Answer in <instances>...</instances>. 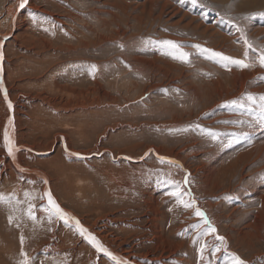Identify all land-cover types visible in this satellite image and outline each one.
<instances>
[{"label":"rangeland","instance_id":"rangeland-1","mask_svg":"<svg viewBox=\"0 0 264 264\" xmlns=\"http://www.w3.org/2000/svg\"><path fill=\"white\" fill-rule=\"evenodd\" d=\"M18 3L0 0V73L14 104L8 109L0 90V159L12 110L23 145L16 157L31 172L0 162L9 201L0 203V264H20L22 251L30 264H115L49 219L46 185L128 264H229L232 253L264 264V67L250 50L245 59V40L264 47V0ZM164 40L178 42L188 61ZM215 52L252 66L225 67ZM192 197L216 232L183 207Z\"/></svg>","mask_w":264,"mask_h":264},{"label":"snow or ice","instance_id":"snow-or-ice-1","mask_svg":"<svg viewBox=\"0 0 264 264\" xmlns=\"http://www.w3.org/2000/svg\"><path fill=\"white\" fill-rule=\"evenodd\" d=\"M180 2L184 3L185 0H180ZM190 2L194 6L198 4V0H190ZM26 3H27V0H21V3L19 6L21 8H23V7H25ZM237 30H239V28ZM157 43L167 46L172 51L178 52L179 55L177 57H174V58H178L182 62L188 61L190 53L183 52L181 50V45L178 42L172 41V40H164V41H159ZM245 45H246L245 59L248 58L249 50H250L252 53L255 54L256 58L259 61L260 66L264 67V47L255 48V47H253L252 44H249L247 42V40H245ZM120 47H123V45H121ZM194 47L201 48L200 45H194ZM201 52H213V50L201 49ZM214 55L219 58L220 62H222L225 67H227L229 64L235 65V66H238L241 68H249L252 66L250 63H246L245 60L235 59V58L230 57V56H225V55H223V53H220V52H215ZM2 59H3V52L0 51V60H2ZM93 68H95L94 65H93ZM0 90H4L2 80H0ZM4 91H5V96H7L6 90H4ZM246 96H247V100L249 103L254 104L256 102V98L253 94L248 93V94H246ZM260 101H261V107L264 108V95H261ZM232 103L235 104L236 101H233ZM8 106H9V108L12 107L10 101H8ZM209 135H211L212 138L215 139L217 134L214 132H211V130H209ZM4 141H5V147H6V150L8 152V155L12 156L13 155V142L9 138L7 130L4 133ZM72 155L77 156L78 158H83L78 153H73ZM161 159H166V158H161ZM172 163H175V161H172ZM21 179H23V177H21ZM45 183H46V181H45ZM184 183L185 184L188 183L187 177H185ZM179 187H180L179 184L175 185V188L177 190H179ZM184 194H186V193H180V195H184ZM24 195H25V197H28L29 193L25 192ZM172 195L176 196L179 199L178 191H174L172 193ZM44 196L47 197V204L49 206L47 209V211L49 213V219H51L52 217H57L66 226L74 227L75 230L79 233V235L82 238H84L94 248H96L98 252L104 253L105 255L111 257V259L115 262V264H128L127 260L121 262L112 253L108 252V250L103 246V244L98 240V238L94 234L89 232V230L81 224L79 219L72 217L69 213L65 212V210L54 200V198L52 197L50 192H46L44 194ZM44 196H41L40 199L43 200ZM8 202L9 201L5 197V195L3 193H0V203H8ZM181 203L183 204V207H185V208H193L194 207L195 208V215L202 218L204 224L207 226V230L210 232H213V233L216 232V229L211 225L210 220L207 218V214L203 210H201L198 206H196L195 197H192L191 200L188 202L181 201ZM43 207H44V205H41V208H43ZM33 208H34V206L32 204H29L26 214L32 220L35 221L36 216H35V213L33 211ZM69 220L75 221V224L69 225ZM9 222L10 223L12 222V217H9ZM196 227H199V225H196ZM216 239L218 241H221V242L224 241V238L221 236H217ZM21 243H23V236L21 237ZM203 251H204V246L201 247V252H203ZM219 251H220V248H218V247L215 248L213 250V255H215V253L219 252ZM21 256L23 257V259L20 261V264H30V258L28 257L27 253L22 251ZM229 264H247V261L242 259L239 255L232 253L231 254V260H230Z\"/></svg>","mask_w":264,"mask_h":264},{"label":"bare ground","instance_id":"bare-ground-1","mask_svg":"<svg viewBox=\"0 0 264 264\" xmlns=\"http://www.w3.org/2000/svg\"><path fill=\"white\" fill-rule=\"evenodd\" d=\"M29 1V0H28ZM20 2H21V0H19V5H20ZM167 3V2H166ZM56 4V3H55ZM164 5L166 6V4L164 3ZM38 6V5H37ZM20 7V6H19ZM62 7V6H61ZM17 8V7H16ZM14 9V10H12L11 12H12V18H14L12 21H11V24H10V30H16V19H17V17H18V10L17 9ZM38 8V7H37ZM40 9V8H39ZM43 9V8H42ZM81 11V10H80ZM94 11V10H93ZM10 12V13H11ZM39 12V11H38ZM43 12V11H42ZM45 13H47V12H45ZM49 13H51V12H49ZM26 14V13H25ZM73 14V13H72ZM77 14V13H76ZM8 15V14H7ZM52 15V14H51ZM71 15V14H70ZM72 17V16H71ZM77 17H78V15H77ZM87 17V16H86ZM11 18V19H12ZM35 18H36V16H35ZM6 19V18H5ZM71 19V18H70ZM73 19H74V17H73ZM56 20V19H55ZM60 20V19H59ZM92 21V20H91ZM61 22V21H60ZM95 22V21H94ZM75 23V22H74ZM88 23V22H87ZM94 24V23H93ZM6 25H7V23H6ZM35 26H36V24H35ZM33 27H34V25H33ZM7 28H8V26H7ZM36 28V27H35ZM28 29V28H27ZM44 29H46V28H44ZM44 29H42V30H44ZM21 30V29H20ZM230 30H232V29H230ZM11 32V31H10ZM45 32H47V31H45ZM41 33V32H40ZM229 33V32H228ZM258 33H260V31H258ZM19 34V33H18ZM22 34V33H21ZM234 34V33H233ZM6 35V34H5ZM44 35H46V34H44ZM51 35V34H50ZM16 36V35H15ZM14 36V37H15ZM18 36V35H17ZM3 38H2V40L4 41L5 39H4V36H2ZM26 37V36H25ZM24 37V38H25ZM28 37V36H27ZM21 39V38H20ZM225 40H227L226 38H225ZM1 41V40H0ZM17 41V40H16ZM23 41H24V39H23ZM228 41V40H227ZM3 42H1L0 43V51H2L3 52V44H2ZM3 54H4V52H3ZM3 60H0V69L3 67ZM3 69V68H2ZM103 72V71H102ZM95 75V74H94ZM96 76V75H95ZM0 80H2L3 81V88H5L6 89V87H4V85H6L5 84V81H4V79H3V77L1 78V73H0ZM4 89V90H5ZM4 90H2L3 91V93H4V95H5V91ZM7 96H5V101L7 102V104H8V101H10L11 102V105L13 104V101L10 99V93H9V91H8V88H7ZM14 105V104H13ZM13 107L14 106H12V109H13ZM8 109H9V107H8ZM10 113V112H9ZM12 110H11V114H10V116L8 117V119H7V124H5L6 125V130L8 131V133H9V138L11 139V141L13 142V155L12 156H9V155H6L5 157H3V159H0V162L3 164H6V161H7V163L12 167V168H14V170H17V171H21V173L22 172H24V173H28L29 174V172H31L29 169H27L26 167H24L23 165H22V163L20 162V160H19V158L18 157H16V155H18V152H19V148H22L23 147V145L22 144H18L17 143V137L15 136V140H14V131L12 130V128H13V125L15 124L14 123V120L12 119ZM11 117V118H10ZM16 135V134H15ZM6 148V147H5ZM67 148V150L69 151V147L67 146L66 147ZM66 150V151H67ZM16 151V152H15ZM7 158V159H6ZM4 159H6V161L4 160ZM47 159V158H46ZM50 163V162H49ZM55 164V163H54ZM25 165V164H24ZM4 167H6V165L4 166ZM33 168V167H32ZM1 169V168H0ZM3 169V168H2ZM56 170H59V169H56ZM16 171V172H17ZM7 172V171H6ZM40 172H42V176L44 177V179H45V181H46V183H48V180H50V177H49V175L47 174V173H45V172H43V171H40ZM61 173H62V171H60ZM50 173V172H49ZM2 174V173H1ZM6 174V173H5ZM41 175V174H40ZM53 175V174H52ZM64 175V174H63ZM15 176V175H14ZM22 176V175H21ZM24 176V175H23ZM31 176V175H30ZM56 176H58V175H56ZM28 178H30V177H28ZM48 178V179H47ZM45 181L43 182V184L45 183ZM58 182V181H57ZM59 183H61V182H59ZM72 184V183H71ZM55 185V184H54ZM78 186V185H77ZM61 187V186H60ZM55 188V187H54ZM62 188V187H61ZM80 189V188H79ZM61 191L63 190V188L62 189H60ZM46 192H50L51 193V195H52V197L54 198V200L59 204V202L57 201V199H56V197H55V195H54V193H53V191H52V189H50L49 188V186L48 185H46L45 186V191H44V194L46 193ZM64 192V191H63ZM56 193V192H55ZM42 195H43V193H42ZM45 197V200H44V202H45V204H47V197L46 196H44ZM69 197V196H68ZM40 205V204H39ZM60 205V204H59ZM61 206V205H60ZM40 207V206H39ZM47 207H49L48 206V204H47ZM62 207V206H61ZM63 208V207H62ZM64 209V208H63ZM65 210V209H64ZM65 212H66V210H65ZM42 213V212H41ZM68 213V212H67ZM47 214V213H46ZM37 216H38V214H37ZM42 218V217H41ZM74 222V221H73ZM75 223V222H74ZM81 224H82V222H81ZM84 226V225H83ZM86 226V225H85ZM84 226V227H85ZM107 227V226H106ZM17 228V227H16ZM23 228V227H22ZM70 228V227H69ZM85 228H87L88 229V227H85ZM19 229V228H18ZM24 229V228H23ZM23 229H20V231L21 230H23ZM58 229V228H57ZM72 230V229H71ZM89 230V229H88ZM92 230V229H91ZM25 231V230H24ZM7 232V231H6ZM23 232V231H22ZM89 232H91L92 234H94L95 236H96V234L94 233V232H92V231H90L89 230ZM18 233V232H17ZM27 233V232H26ZM26 233H24V234H26ZM29 233V232H28ZM7 234V233H6ZM98 234V233H97ZM8 235V234H7ZM23 235V234H22ZM33 235V234H32ZM40 235V234H39ZM102 235V234H101ZM2 236V234L0 235V237ZM21 236V235H20ZM51 236V235H50ZM17 237V236H16ZM19 237V236H18ZM22 237V236H21ZM25 237H26V235H25ZM28 237V236H27ZM74 237V236H73ZM15 238V237H14ZM102 237H99L98 236V240L103 244V246L108 250V252H110V253H112L118 260H120V261H125L126 259H127V256L125 257V256H123L121 253H118V252H116V251H114V250H112V249H110L109 247H108V245L106 244V243H104L105 241H103L102 239H101ZM11 239V238H10ZM19 239V238H18ZM17 239V240H18ZM28 239V238H27ZM31 239V238H30ZM50 239H51V237H50ZM106 239V238H105ZM1 240V239H0ZM9 240V239H8ZM19 240H21V239H19ZM19 240L17 241V242H19ZM2 241V240H1ZM23 241H24V239H23ZM26 241V240H25ZM9 242H10V240H9ZM16 242V241H15ZM75 242V241H74ZM27 243V242H26ZM1 244V243H0ZM3 244V243H2ZM1 244V245H2ZM12 244V243H11ZM0 245V246H1ZM14 245V244H13ZM22 245V244H21ZM26 245V244H25ZM70 246V245H69ZM91 246V245H90ZM5 247V246H4ZM50 247V246H49ZM21 248H23V247H21ZM54 249H55V247H53ZM84 248H87V247H84ZM4 249V248H3ZM8 249V248H7ZM1 250H2V248H1ZM11 250V249H10ZM58 250V249H57ZM93 250V249H92ZM94 250H96V249H94ZM7 252H9L8 250H6ZM55 251V250H54ZM91 251V250H90ZM89 251V252H90ZM98 252V251H97ZM6 253V252H5ZM84 253H86V252H84ZM88 253V252H87ZM91 253H92V251H91ZM90 253V254H91ZM99 253H101V252H99ZM9 254H11L10 252H9ZM14 254V253H13ZM55 254V253H54ZM81 254V253H80ZM7 255V254H6ZM19 255V254H18ZM82 255H84V254H82ZM103 256V255H102ZM3 257V256H2ZM13 257V256H12ZM58 257V256H57ZM83 256H81L80 258H82ZM86 257V256H85ZM93 257H95V255L93 256ZM97 257H98V255H97ZM1 258V257H0ZM90 258V257H89ZM105 258V257H104ZM107 258V257H106ZM3 259V258H2ZM4 259H6V258H4ZM4 259H3V261H4ZM8 259V258H7ZM111 259V258H110ZM48 260V259H47ZM82 260H84V258L82 259ZM109 260V259H108ZM112 260V259H111ZM2 261V260H1ZM6 261V260H5ZM88 261V260H87ZM110 261V260H109ZM89 262V261H88ZM104 262V261H103ZM5 263V262H4ZM9 263V262H8ZM7 263V264H8ZM96 263V262H95ZM105 263V262H104ZM110 263V262H109ZM130 263V262H129ZM138 263V262H137ZM103 264V263H102ZM144 264V263H143Z\"/></svg>","mask_w":264,"mask_h":264}]
</instances>
